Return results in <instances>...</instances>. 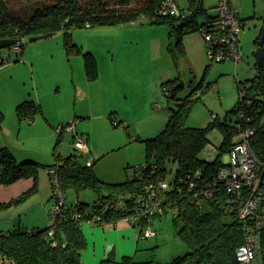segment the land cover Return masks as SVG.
Segmentation results:
<instances>
[{"label":"rangeland","instance_id":"obj_1","mask_svg":"<svg viewBox=\"0 0 264 264\" xmlns=\"http://www.w3.org/2000/svg\"><path fill=\"white\" fill-rule=\"evenodd\" d=\"M42 1L45 0H9L8 4L14 14L26 15ZM176 1L185 13L192 14L195 8L192 1ZM202 2L208 15L217 14L218 0ZM132 3L131 7H136L137 2ZM231 3L244 20L239 36L242 59L238 63L211 60L201 31L186 34L178 45V37L171 32L169 24L155 25L143 17L123 26L74 28L71 39L65 30L34 42L27 37L19 52L14 47L0 50V60L6 61L0 70V109L7 117L4 124L7 132L0 129V144L11 142L10 151L18 162L37 160L43 164L41 170H47L45 165L58 164L57 155L77 154L75 134L63 132L61 135L58 130L61 125L75 123L78 136L89 139L90 149L119 150L99 162L98 170L106 175L112 166L115 168L120 163L121 178H132L146 159V145L137 138L156 137L166 126L167 108H177V103H181L167 96L163 80L178 77L185 83V89L178 92L179 100L190 96L204 83V92H197L202 99L193 106L186 126L206 128L215 116L224 118L235 109L241 83L256 77L257 40L264 29V0H231ZM205 19V15L199 16V24ZM69 45L77 48L72 51ZM86 53H91L97 63L98 76L94 80L89 79L86 71ZM207 85H210L208 89ZM26 100L41 104L44 115L21 123L17 107ZM111 118L122 123L117 125ZM242 138V135L236 136L234 142ZM208 139L199 158L226 162L228 154L222 149L225 135L220 128H211ZM81 155H78L80 162L87 163L90 154ZM63 193L67 205L76 204L78 197L90 205L99 198L91 189L78 194L70 188ZM154 223L166 241L155 244L156 239H144L147 248L143 249L140 260L155 258L159 262H171L172 251L180 250V254L189 251L177 234L172 212L157 217ZM249 264H259V260Z\"/></svg>","mask_w":264,"mask_h":264},{"label":"trees","instance_id":"obj_2","mask_svg":"<svg viewBox=\"0 0 264 264\" xmlns=\"http://www.w3.org/2000/svg\"><path fill=\"white\" fill-rule=\"evenodd\" d=\"M8 1L0 0V39H16L17 42L27 37L49 38L64 30L71 39V30L74 28L123 26L143 17L155 25L169 24L171 32L178 37V45H181L186 34L200 31L202 25L216 18V15H208L202 0L198 3L192 1L195 8L182 23L174 17L159 14L165 0H135L136 7H131L133 0H88L86 4L82 3L83 0H45L26 15L14 14ZM201 15L206 16L203 24L198 22ZM69 46L71 50L77 48ZM85 65L89 79L94 80L98 70L91 53L85 54ZM241 84L240 90L245 85V98L252 100L251 106L247 100L242 101L240 98L235 109L224 118L216 116L206 128H191L186 126V122L195 103L202 99L200 95L197 96V92H204V83L181 100L178 99V92L184 90L185 85L180 79L164 83L167 96L181 103H177V108H171L170 120L158 136L141 140L146 145L145 162L136 169L132 178L121 184L103 182L96 174V162L83 165L77 154L68 157L57 155L58 164L45 167L49 171L57 168L61 190L65 192L72 188L80 194L91 189L99 195L98 200L92 205L81 200L72 206L66 204L54 238H47L52 225L44 229L0 233V262L83 264L82 255L87 248L84 224H115L129 218L136 207L140 206L139 202L149 195L150 187H157L167 181L170 188L163 191V205L177 210L173 213L174 225L189 251L166 264H243L238 261L237 250L246 244L251 233L259 235L261 248L257 260L259 264H264V227L257 230L252 221L243 220L239 215L248 191L242 194L229 193L219 179L224 162L219 159L207 162L199 158L209 143L208 133L213 127H219L225 135L222 149L226 154L236 143V136L242 135L247 129H256L251 139L252 147L264 158V63L257 64L254 79ZM209 87L207 85L206 88ZM42 113L41 105L34 100H26L17 107L21 123L34 120ZM6 120L5 113L0 109V129ZM112 121L117 122L113 118ZM42 167L43 164L32 161L19 163L8 148L0 149V185L10 186L21 180H34V186L28 192L10 202L0 203V212L18 206L38 193ZM51 178L53 180L52 175ZM53 185L55 187L54 182ZM132 224L141 229L142 237L147 219L141 218ZM100 264L164 263L155 258L143 261L135 257H124L118 260L115 253L111 252Z\"/></svg>","mask_w":264,"mask_h":264},{"label":"built area","instance_id":"obj_3","mask_svg":"<svg viewBox=\"0 0 264 264\" xmlns=\"http://www.w3.org/2000/svg\"><path fill=\"white\" fill-rule=\"evenodd\" d=\"M190 1L198 2L200 0ZM216 8V18L202 25L200 29L206 39L211 60L221 63L232 60L238 63L242 59L239 36L243 30L244 20L240 18L239 12L232 6L231 0H218ZM159 14L179 19V23H182L188 15L176 0H165L160 7ZM23 42H17L13 46L14 50L19 52ZM5 62L4 59L0 60V68ZM246 96L245 85H243L240 90V98L242 101L247 100L251 106L252 100L246 99ZM116 123L119 125L118 122ZM58 130L60 133L71 132L75 134L76 152L79 156L90 153L88 142L78 136L75 123L62 125ZM256 132V129H247L242 134V140L233 144L227 153L226 162L220 170L219 179L226 185L229 193L242 194L248 191V195L240 206L239 215L243 220L252 221L256 229L260 230L264 227V197L262 196L264 193V158L258 155L252 147L251 139ZM49 172L53 176L55 184V205L50 213L53 221L47 238H54L56 230L62 222L61 218L66 200L60 188L57 168H53ZM150 188L149 195L139 202L140 206L136 207L134 214L125 219L129 223L138 222L141 218L147 219L143 239H151L157 236L154 221L158 215L177 211L169 205H163L165 201L163 191L170 188L167 181L157 187L152 186ZM260 248L259 235L257 233L249 234L246 244L237 250L238 261L243 264L256 261Z\"/></svg>","mask_w":264,"mask_h":264},{"label":"crops","instance_id":"obj_4","mask_svg":"<svg viewBox=\"0 0 264 264\" xmlns=\"http://www.w3.org/2000/svg\"><path fill=\"white\" fill-rule=\"evenodd\" d=\"M1 69L2 67L0 68V70ZM173 79H180V78L168 77L166 78V80H163L162 85ZM180 81L185 85V83L182 80ZM171 108L172 107L167 108L169 117L166 125L168 124L171 117ZM42 114L44 115V113ZM165 127L162 129V131L165 129ZM1 131L7 132V127H4L3 125ZM20 131L22 132V127L20 128ZM76 132L78 133V131ZM146 137L147 139H151V137L154 138V135H150ZM18 138H20V135ZM83 139L86 140L89 145V139H86L85 137ZM137 140H146V139L137 138ZM9 147L11 148L13 147L11 146V142L10 144H6L4 142L0 144V149L8 148L9 150H11ZM118 151H119L118 149H114L110 152H100L99 150L97 151L96 149L93 150L90 149V153H89L90 159L87 162L88 164L87 163L84 164L82 162L81 163L83 165H91L96 162L95 165L96 174L103 182L108 184H121L127 181L129 178H127L126 180L121 178L122 176L120 174V170L118 171V166H120V163L119 165L118 164L115 165L116 166L115 168H113L112 166L110 168V171L106 175H104L100 171L101 169L98 170L96 168L97 164L103 161L104 159H106L107 156H109V154ZM93 152H95L96 154H94ZM63 157H68V156H63ZM16 160L19 161L17 158ZM28 161L37 162L41 164V162L33 159L23 160L22 162L19 163H24ZM46 166L52 167L54 165H46ZM129 168L130 167H128L127 169ZM50 179L52 178L48 169L40 170L38 193L32 196L26 202L18 205L17 207L8 209L5 212H0V233L7 234L14 230L29 231L33 229H44L51 226L52 218L50 212L55 205V198H54V185L53 183L51 184ZM33 182L34 181L32 179H27V180H21L7 187L4 185H0V203L10 202L13 199H16L19 196L23 195L24 193L28 192L32 188L31 186L33 185L32 184ZM78 200H81V197H78ZM72 205L74 204L67 206H72ZM18 219H19V223L17 222ZM12 224H13V228H11ZM6 227H10V228L7 229ZM154 229H155V225H154ZM83 233L87 242V248L83 251V255H82L83 264H100L111 252L115 253L118 260H122L124 257H135L140 260V256L143 249L147 248V246L143 242L144 239H142L141 237V229L138 226L136 227L134 226V224L129 223L125 220L119 221L115 224H107V225H93L87 223L83 225ZM153 239H156L155 244L156 242H160L161 240L166 241L165 237H160L159 231H157L156 237L151 238V240ZM170 240L171 239L169 238L168 241ZM171 247L173 248L174 246L171 245ZM180 253H182L180 252V250L172 251L170 253L169 259L171 260L176 259L177 257L184 255ZM146 260H148V258ZM161 263L166 264L170 262H161ZM0 264L3 263L0 262Z\"/></svg>","mask_w":264,"mask_h":264},{"label":"water","instance_id":"obj_5","mask_svg":"<svg viewBox=\"0 0 264 264\" xmlns=\"http://www.w3.org/2000/svg\"><path fill=\"white\" fill-rule=\"evenodd\" d=\"M40 39H42V37H32L30 41L34 42ZM16 44H17L16 39H0V50L13 47ZM256 55H257L258 63L263 64L264 63V29L262 31V35L259 41V48L257 50Z\"/></svg>","mask_w":264,"mask_h":264}]
</instances>
